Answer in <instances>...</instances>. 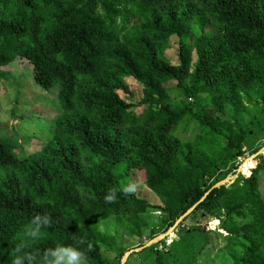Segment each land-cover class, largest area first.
Wrapping results in <instances>:
<instances>
[{"label": "trees", "instance_id": "trees-1", "mask_svg": "<svg viewBox=\"0 0 264 264\" xmlns=\"http://www.w3.org/2000/svg\"><path fill=\"white\" fill-rule=\"evenodd\" d=\"M174 35L178 64L165 57ZM16 59L30 65L34 90L57 87L62 111L36 151L18 154V144L0 139V264H11L21 241L33 252L80 239L83 264H118L125 252L99 222L120 216L138 236L141 215L161 212L154 237L166 232L264 128V0H0V69ZM126 78L142 85L141 113L120 95L131 94ZM189 129L193 138L178 135ZM250 163L195 209L226 231L230 264H264V157L247 176ZM135 169L161 203L119 191L105 203ZM38 212L51 224L31 240L25 230ZM182 229L144 252L157 264H198L210 232Z\"/></svg>", "mask_w": 264, "mask_h": 264}, {"label": "rangeland", "instance_id": "rangeland-1", "mask_svg": "<svg viewBox=\"0 0 264 264\" xmlns=\"http://www.w3.org/2000/svg\"><path fill=\"white\" fill-rule=\"evenodd\" d=\"M206 32L208 35L213 34L211 28H207ZM187 41L192 44L193 39H188ZM169 44L165 57L172 64H178L179 38L176 35L172 36ZM196 60L197 55L193 51V61ZM25 61L16 59L11 63L13 68H8L12 67L10 64L0 69V139L6 140L13 145L18 144L14 151L18 154H29L38 150L43 143L49 141L53 132L54 122L62 111L56 96L57 87L50 91H45L41 88L40 91L34 90L35 83L32 77V69ZM125 82L129 85L131 94L120 91L121 97L127 102L134 104L133 110L135 112L141 113L144 108V105L140 103L143 96L142 85L134 78H126ZM14 100L18 101L15 108L13 106ZM258 103L257 99L252 100V104L247 103V114L245 112L241 116L244 123L251 118L250 115ZM178 135L182 139L188 140L195 136V132L191 129L186 132L179 130ZM225 142V140L217 141V143L223 145H225ZM246 147L245 154L237 157L234 165H231L226 177L230 181L228 185L243 174L242 170L249 163L247 160L252 158L253 155H255V158L249 164L250 168L248 170L249 174L246 173L247 176L251 174V168L258 161V158L264 157L262 152L264 149V128L254 129L251 132ZM239 168L241 169L239 170ZM145 179L144 171L135 169L131 171L130 180L126 179L123 184L134 183L136 185L134 194L137 197L144 198L151 204L161 203L159 197L146 185ZM263 188L264 184L262 187L264 194ZM141 218L145 222V227L141 229V233L138 236L129 234V226L120 216H113L107 221L99 222L100 229H103L109 236L115 237L125 253L130 252L124 264H157L155 255L148 251L144 252V248L143 250L139 248L154 239V235L162 230L165 217L161 212H149L142 214ZM215 224H217L216 220L205 212L195 210L184 219L181 226L179 225L171 232L172 234L170 233L168 244L174 238L177 239L179 237V231L181 235L183 234V229L181 230L183 227L185 230L191 228H200L202 230L206 228L210 232L211 243L200 254L198 264H230V259L225 253L226 231L218 229ZM165 241L167 242V239ZM158 249L163 250L164 247L158 245ZM106 256L111 261L116 262V252L106 253ZM118 264H121V261Z\"/></svg>", "mask_w": 264, "mask_h": 264}, {"label": "clouds", "instance_id": "clouds-1", "mask_svg": "<svg viewBox=\"0 0 264 264\" xmlns=\"http://www.w3.org/2000/svg\"><path fill=\"white\" fill-rule=\"evenodd\" d=\"M117 191L121 195L128 196L135 193L136 185L134 183H127L120 185L119 188H109L103 197L104 202H114L117 198ZM50 224V215L38 212L28 222L25 236L31 240H36L41 235V229L49 227ZM83 244H85V241L80 239L74 244L55 243L43 251L36 250L29 252L26 251L27 244L21 241L14 245L11 264H83L84 252L80 247ZM87 248L91 249L92 244L88 243Z\"/></svg>", "mask_w": 264, "mask_h": 264}, {"label": "water", "instance_id": "water-1", "mask_svg": "<svg viewBox=\"0 0 264 264\" xmlns=\"http://www.w3.org/2000/svg\"><path fill=\"white\" fill-rule=\"evenodd\" d=\"M255 155L252 156V159L255 158ZM241 168H239L240 170ZM230 183L229 179L225 178L221 181H218L217 183H215L212 188L210 190H208L205 195L196 203L194 204L191 208H189L182 216H180V218L176 221V223L170 227L165 233L159 234L158 236H156L154 239H152L151 241H149L146 245H144L143 247L139 248L140 250H143V248L149 247L153 244H157L160 243L161 241H165V239L170 235V231L172 228L178 227L179 225H181V223L184 221V219L190 215L197 207V205L203 201L206 196L214 189V188H218L224 184H228ZM206 228H203L202 231H205ZM168 243V242H167ZM130 255V252H127L124 254L122 260H121V264H124L125 260L128 258V256Z\"/></svg>", "mask_w": 264, "mask_h": 264}, {"label": "bare ground", "instance_id": "bare-ground-1", "mask_svg": "<svg viewBox=\"0 0 264 264\" xmlns=\"http://www.w3.org/2000/svg\"><path fill=\"white\" fill-rule=\"evenodd\" d=\"M263 151H264V149H263ZM263 151H262V152H263ZM250 161H252V158H250V159L247 160V162H250ZM176 228H177V227L172 228L171 231H170V233H171L173 230H175Z\"/></svg>", "mask_w": 264, "mask_h": 264}]
</instances>
